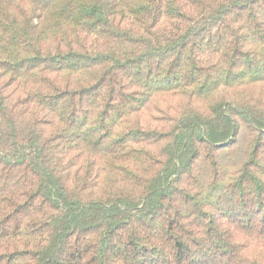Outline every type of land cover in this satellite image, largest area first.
Instances as JSON below:
<instances>
[{
  "label": "trees",
  "instance_id": "trees-1",
  "mask_svg": "<svg viewBox=\"0 0 264 264\" xmlns=\"http://www.w3.org/2000/svg\"><path fill=\"white\" fill-rule=\"evenodd\" d=\"M0 264H264V0H0Z\"/></svg>",
  "mask_w": 264,
  "mask_h": 264
}]
</instances>
